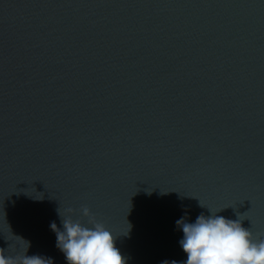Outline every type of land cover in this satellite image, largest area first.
<instances>
[{
  "label": "water",
  "instance_id": "95a60500",
  "mask_svg": "<svg viewBox=\"0 0 264 264\" xmlns=\"http://www.w3.org/2000/svg\"><path fill=\"white\" fill-rule=\"evenodd\" d=\"M82 205L127 264L209 209L264 232V0H0V248L67 264Z\"/></svg>",
  "mask_w": 264,
  "mask_h": 264
},
{
  "label": "clouds",
  "instance_id": "9594fccd",
  "mask_svg": "<svg viewBox=\"0 0 264 264\" xmlns=\"http://www.w3.org/2000/svg\"><path fill=\"white\" fill-rule=\"evenodd\" d=\"M79 211L87 218V225L81 219H73L76 209L71 207L65 210L66 215L59 211L63 230L55 222L50 224L56 234V246L67 264H127L106 225L96 219L87 205H82ZM209 211L210 215L201 213L194 222H187L183 217L175 222L183 231L179 243L187 256L179 264H264V232L253 233L242 226L239 217L227 219L217 215L219 211ZM0 264H52V261L26 253L6 255L0 248Z\"/></svg>",
  "mask_w": 264,
  "mask_h": 264
}]
</instances>
